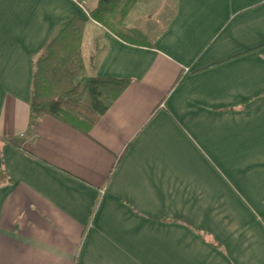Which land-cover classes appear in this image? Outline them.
Here are the masks:
<instances>
[{
    "label": "crops",
    "instance_id": "0c3cea01",
    "mask_svg": "<svg viewBox=\"0 0 264 264\" xmlns=\"http://www.w3.org/2000/svg\"><path fill=\"white\" fill-rule=\"evenodd\" d=\"M131 2L0 0V264H264V0ZM74 17L88 74L131 80L90 135L31 120Z\"/></svg>",
    "mask_w": 264,
    "mask_h": 264
},
{
    "label": "trees",
    "instance_id": "16d2710c",
    "mask_svg": "<svg viewBox=\"0 0 264 264\" xmlns=\"http://www.w3.org/2000/svg\"><path fill=\"white\" fill-rule=\"evenodd\" d=\"M117 1L100 0L89 13L99 21L115 11ZM131 1L126 14L137 2ZM86 23V19L74 17L60 24L35 58L30 111L32 121L49 115L90 135L131 80L88 74L82 56Z\"/></svg>",
    "mask_w": 264,
    "mask_h": 264
},
{
    "label": "rangeland",
    "instance_id": "374dc122",
    "mask_svg": "<svg viewBox=\"0 0 264 264\" xmlns=\"http://www.w3.org/2000/svg\"><path fill=\"white\" fill-rule=\"evenodd\" d=\"M123 1H125V0H118L115 4H116V5H119V4L121 5ZM171 4H173V1H172ZM136 11H138V10H136ZM142 23H143V22L137 23V26L140 25V24H142ZM152 23H153V24H156V22H155L154 19L152 20ZM146 26H147V24H146ZM138 28H139L140 30H143L144 32H147V31H145L146 29H145V28H142L141 26H138ZM137 31H138V32H133V33H130L129 35L132 36V37H136V38H138V39H147V38H148V36L143 35V34L141 33V31L139 32L138 29H137ZM143 31H142V32H143ZM142 35H143V36H142Z\"/></svg>",
    "mask_w": 264,
    "mask_h": 264
},
{
    "label": "built area",
    "instance_id": "2783aa9c",
    "mask_svg": "<svg viewBox=\"0 0 264 264\" xmlns=\"http://www.w3.org/2000/svg\"><path fill=\"white\" fill-rule=\"evenodd\" d=\"M84 3H85V1H84Z\"/></svg>",
    "mask_w": 264,
    "mask_h": 264
}]
</instances>
